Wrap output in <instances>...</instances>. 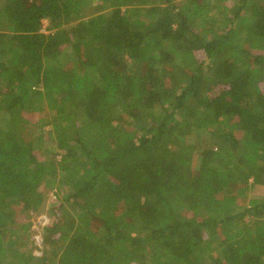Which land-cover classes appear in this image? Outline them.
Listing matches in <instances>:
<instances>
[{"label": "trees", "instance_id": "16d2710c", "mask_svg": "<svg viewBox=\"0 0 264 264\" xmlns=\"http://www.w3.org/2000/svg\"><path fill=\"white\" fill-rule=\"evenodd\" d=\"M93 2L0 0V264H264V0Z\"/></svg>", "mask_w": 264, "mask_h": 264}, {"label": "rangeland", "instance_id": "374dc122", "mask_svg": "<svg viewBox=\"0 0 264 264\" xmlns=\"http://www.w3.org/2000/svg\"><path fill=\"white\" fill-rule=\"evenodd\" d=\"M87 1H88V3L92 2V0H87ZM93 1H94L93 3H96V0H93ZM47 26H48V24L46 22H44L42 32H45V33L47 32ZM245 49L248 50L247 47ZM44 101H45V106L39 104L40 107L41 106L44 107L43 108L44 110L41 109L39 112L29 113L26 115L27 120H29L32 124H35V123L39 122L41 119L48 117V115H49L48 111L50 110V107L48 105L49 103H47V99H44ZM43 130L45 132H49V135L45 136L43 139V140H45L47 147H49L52 150H55V144L53 142V137H52V134L50 132L51 128L46 126L43 128ZM185 152H186V154H188L189 156L194 158L193 161H194V164L196 165L198 156L196 155L197 149L195 148V144L188 145L185 148ZM35 154L37 155V157L40 160L43 159L40 151H36ZM40 191L42 193H44V197H45L44 200L45 201H44L42 208L40 209V211L38 213L31 211V212L26 213V214L24 213V214L15 215V220L17 222H19V223H27L28 222L31 224V233L32 234L30 236V240L33 241L34 246L37 247V248H35V250L33 249L34 254L36 256L41 255L40 250H42V245H41L42 241H41V237L39 234L41 233L42 228L44 226H46L47 223L49 222V217H48L49 209H52L57 205L56 195L54 192L55 191L54 185L49 186V187L43 185L40 188ZM248 193H249V199H251L252 197L264 198V187H255L254 189H251ZM30 247H32V245H29V248ZM216 251H217V248L215 249L214 252H216ZM215 255H216V253H215Z\"/></svg>", "mask_w": 264, "mask_h": 264}]
</instances>
